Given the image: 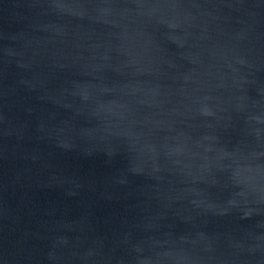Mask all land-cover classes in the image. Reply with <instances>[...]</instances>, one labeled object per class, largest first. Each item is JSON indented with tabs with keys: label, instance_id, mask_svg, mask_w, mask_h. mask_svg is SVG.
<instances>
[{
	"label": "water",
	"instance_id": "water-1",
	"mask_svg": "<svg viewBox=\"0 0 264 264\" xmlns=\"http://www.w3.org/2000/svg\"><path fill=\"white\" fill-rule=\"evenodd\" d=\"M0 264H264V0H0Z\"/></svg>",
	"mask_w": 264,
	"mask_h": 264
}]
</instances>
